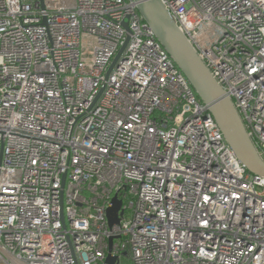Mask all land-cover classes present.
<instances>
[{"label": "built area", "instance_id": "1", "mask_svg": "<svg viewBox=\"0 0 264 264\" xmlns=\"http://www.w3.org/2000/svg\"><path fill=\"white\" fill-rule=\"evenodd\" d=\"M160 1L264 161V0ZM108 255L264 264V176L133 0H0V264Z\"/></svg>", "mask_w": 264, "mask_h": 264}, {"label": "water", "instance_id": "2", "mask_svg": "<svg viewBox=\"0 0 264 264\" xmlns=\"http://www.w3.org/2000/svg\"><path fill=\"white\" fill-rule=\"evenodd\" d=\"M138 13L153 31L154 37L182 72L198 99L217 123L226 142L248 172L264 176V161L247 135L232 101L225 95L197 52L179 30L160 0H133ZM121 201L112 198L107 210L108 224L118 222ZM113 238H110V243ZM106 261L113 264L108 255Z\"/></svg>", "mask_w": 264, "mask_h": 264}, {"label": "rangeland", "instance_id": "3", "mask_svg": "<svg viewBox=\"0 0 264 264\" xmlns=\"http://www.w3.org/2000/svg\"><path fill=\"white\" fill-rule=\"evenodd\" d=\"M121 263L125 264V263H128V262H127L126 258H122Z\"/></svg>", "mask_w": 264, "mask_h": 264}, {"label": "trees", "instance_id": "4", "mask_svg": "<svg viewBox=\"0 0 264 264\" xmlns=\"http://www.w3.org/2000/svg\"><path fill=\"white\" fill-rule=\"evenodd\" d=\"M198 98V97H197Z\"/></svg>", "mask_w": 264, "mask_h": 264}]
</instances>
